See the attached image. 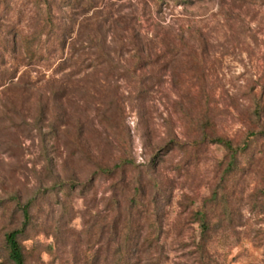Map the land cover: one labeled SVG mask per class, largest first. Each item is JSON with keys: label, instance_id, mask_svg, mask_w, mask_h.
<instances>
[{"label": "rangeland", "instance_id": "obj_1", "mask_svg": "<svg viewBox=\"0 0 264 264\" xmlns=\"http://www.w3.org/2000/svg\"><path fill=\"white\" fill-rule=\"evenodd\" d=\"M49 1L63 51L52 50L55 36L43 28V0H0V264H13L5 236L22 228L18 202L29 200L31 223L19 236L27 264H103L114 247L102 235L113 180H90L98 164L113 165L125 152L135 162L119 174L127 194L132 180L155 178L146 194L163 200L161 251L142 255L141 264H264L263 140L251 139L256 164L228 185L236 219L214 226L201 255L190 213L210 196L225 152L189 142L199 119L183 97L187 85L195 88L192 73L181 63L164 67L162 49L159 62L134 76L127 69L138 53L119 30L122 20L144 39L161 26L203 28L211 40L218 130L239 143L249 130L264 129V114L258 125L249 121L255 100H264V0ZM100 45L106 56L97 63ZM70 178L83 186L50 190Z\"/></svg>", "mask_w": 264, "mask_h": 264}, {"label": "trees", "instance_id": "obj_2", "mask_svg": "<svg viewBox=\"0 0 264 264\" xmlns=\"http://www.w3.org/2000/svg\"><path fill=\"white\" fill-rule=\"evenodd\" d=\"M81 0H77L80 2ZM84 1V0H83ZM86 4H90L93 0H85ZM156 5L162 3L168 5L169 2L174 4L191 5L196 1L203 0H154ZM45 9L48 11L44 20V26L52 31L55 36L52 50L63 51L64 39L60 35L64 32L61 28L56 27L50 11L51 5L49 0H43ZM70 7L75 4L70 3ZM122 25H121V24ZM119 23L120 36L123 40H130L131 45L137 51L134 65L127 70L134 76L137 71L146 69L150 64L160 61L162 50L166 54L164 67L173 66L176 63L186 69V72L192 73L195 78L194 87L186 86L183 97H186L185 106L189 112L196 111L198 113L197 136L190 140L192 146H200L205 144H216L220 146L224 152V159L219 162V180L213 188L210 196L203 199V203L190 213L200 230L201 255L208 252V244L213 241V228L218 222L231 223L236 219L235 211L229 200V184L236 180L239 174L245 176L256 164L255 157L249 156L251 139L261 138L264 142V129L249 130L252 131L247 137L239 143L232 138L222 134L218 130L216 121L217 106L212 100L215 90L211 82L213 73V64L210 56V37L203 28L197 27L195 24L188 23L181 27L162 26L153 35L151 39H144L139 33H134V29L122 20ZM131 35V37H129ZM127 43H123L126 45ZM104 45V44H103ZM161 47V49H159ZM99 54L95 57L98 63L106 56L102 46H98ZM154 51V52H153ZM30 58H36V54L27 52ZM102 62V61H101ZM78 69H81L82 64ZM80 71L78 70V72ZM264 114L263 96L257 98L253 109L250 111L249 121L260 123V119ZM199 137V138H198ZM177 145H184L182 142L173 140ZM262 153L261 151H259ZM135 162L130 153L125 152L123 156L113 165L98 164L97 170L93 173V178L98 176H106L113 180V194L108 201V214L104 216V226L102 235L105 238L108 250V256L103 260V264H141L142 255L152 253L155 255L161 251L160 241L164 233L163 213L161 212V196H148L146 187L148 184L156 185L155 178H151L149 182L142 179L132 180V194H127L129 185L119 183V174L125 168H132ZM151 164H149V168ZM88 182V184L90 183ZM82 184L75 178L67 180H59L51 191H61L67 189L73 191ZM86 186V184H84ZM83 186V185H82ZM34 201L29 200L26 203L18 202L24 217V223L21 229H15L8 232L5 236L8 258L13 264H27V257L24 247L19 240V236L24 233L31 223V206ZM3 203L0 201V209ZM145 228L147 233L144 235ZM133 230V231H132ZM135 232V233H134ZM132 233V234H131ZM121 235L124 237L125 243H121ZM134 235V237L132 236ZM123 240V239H122ZM206 258V257H205Z\"/></svg>", "mask_w": 264, "mask_h": 264}]
</instances>
